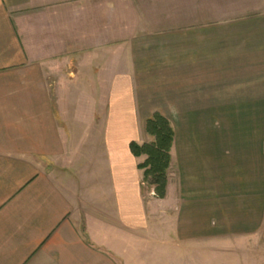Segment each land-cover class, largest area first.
Returning <instances> with one entry per match:
<instances>
[{"label":"crops","instance_id":"crops-1","mask_svg":"<svg viewBox=\"0 0 264 264\" xmlns=\"http://www.w3.org/2000/svg\"><path fill=\"white\" fill-rule=\"evenodd\" d=\"M83 95L106 97L100 136ZM168 111L187 123L150 216L146 142L113 123ZM148 219L174 264L180 243L264 241V0H0V264H127Z\"/></svg>","mask_w":264,"mask_h":264},{"label":"rangeland","instance_id":"rangeland-1","mask_svg":"<svg viewBox=\"0 0 264 264\" xmlns=\"http://www.w3.org/2000/svg\"><path fill=\"white\" fill-rule=\"evenodd\" d=\"M83 89L90 86L92 81H79ZM106 81L99 80L93 81L94 84L98 83V90L101 88H105ZM88 85V86H87ZM79 98V97H78ZM96 97L93 96V101ZM67 102L70 100V97H66ZM83 101L82 107L77 109L81 111V115L83 120H96V114L99 118V128L98 135H102L104 131V127L106 125V117H107V110L105 109L108 105H106L105 96H99V104H98V112L94 110L91 111L90 103L87 100H90L91 97H86L83 95L80 97ZM71 104V103H70ZM70 104H67V119H74L75 112L72 110ZM74 109V108H73ZM92 109H94V102L92 104ZM160 114V112H157ZM80 114V113H79ZM115 116L116 122L113 123L115 128L116 135H128V137H139L141 138V142H152L154 141V137L149 135L145 131V119L148 117H152L155 112H138L136 113V121L134 123H121V120ZM163 116H166L168 120L172 123H178L182 125L183 123H187L185 117V112H162ZM181 122V123H180ZM104 123V126H103ZM170 123V124H171ZM185 125V124H184ZM183 125V126H184ZM103 126V127H102ZM185 129V126H184ZM78 131V130H77ZM84 131V130H82ZM146 157L142 158L141 163L144 162ZM168 182L172 177V172L170 166L168 168ZM142 181V194L144 195V199L146 202L147 214L152 216L154 214H159V212H163L160 205L154 204L155 201L153 198H158L155 195L154 185H151L148 181H144V170L141 171ZM166 197V196H165ZM164 197V198H165ZM163 199V198H160ZM167 222L161 223L156 222L154 219H148V230L146 232L141 231H131V254L128 256L126 261L127 264H171V259L173 258L174 264V256H171V253H174V247L171 248L170 240L168 239V235L170 234V222L169 219L166 220ZM159 227L163 229V236L161 237V233L158 231ZM147 239V242L140 240ZM143 246L140 248V245ZM178 264H264V241L256 245H250L243 243L239 240H230L227 239L226 241H219V240H208V241H200L194 244H190L188 246H182L181 243L178 248ZM116 262L122 263V261H118L116 257Z\"/></svg>","mask_w":264,"mask_h":264},{"label":"trees","instance_id":"trees-1","mask_svg":"<svg viewBox=\"0 0 264 264\" xmlns=\"http://www.w3.org/2000/svg\"><path fill=\"white\" fill-rule=\"evenodd\" d=\"M146 132L154 137V141L143 144L132 141L130 150L135 157L146 156L145 161L138 164V168L144 170V181L154 185L155 195L164 198L167 193V171L171 163L174 131L169 120L156 113L148 118Z\"/></svg>","mask_w":264,"mask_h":264}]
</instances>
